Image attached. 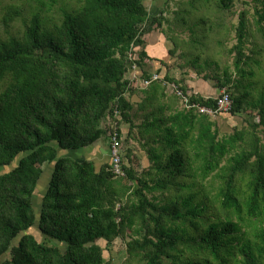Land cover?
<instances>
[{"label": "trees", "instance_id": "obj_1", "mask_svg": "<svg viewBox=\"0 0 264 264\" xmlns=\"http://www.w3.org/2000/svg\"><path fill=\"white\" fill-rule=\"evenodd\" d=\"M145 1L80 0L48 22L42 6L58 0H29L41 11L0 41V264H118L105 253L128 235L119 264H264V0H181L187 6L171 22ZM3 9L8 26L22 17L18 4ZM165 21L190 33L172 30L170 54L182 50L187 67L226 89L230 114L257 112L259 123L220 138L212 116L195 108L167 114L163 84L190 105L215 109L218 96L190 95L165 75L138 107L147 114L138 126L152 163L146 175L122 161L119 177L110 162L97 169L73 156L114 132L123 139L116 117L135 110L127 73L145 70L144 38ZM219 169L214 194L209 179Z\"/></svg>", "mask_w": 264, "mask_h": 264}, {"label": "rangeland", "instance_id": "obj_2", "mask_svg": "<svg viewBox=\"0 0 264 264\" xmlns=\"http://www.w3.org/2000/svg\"><path fill=\"white\" fill-rule=\"evenodd\" d=\"M180 1V5H178V2ZM12 3L18 4L19 6L22 7V17H20L17 21L13 22L10 26H8L4 20H3V6L10 5ZM145 5L147 7V10L150 14L152 15H162L171 22L173 20L174 12L178 10V6H187V4L181 3V0H146ZM36 4V6L31 5L29 3V0H6L4 2L0 3V41L1 40H7L10 37L18 34L19 31H22L24 29V23L30 21V19L34 16L35 12L41 11ZM80 4V0H58L54 6H45L43 5L41 15L42 17L47 20L48 22H55L58 21L61 17L60 11L62 9H69L73 8L76 9ZM180 8V7H179ZM237 8L239 10L243 9L242 4L238 2ZM250 9L251 14H253V8L254 6H249L247 7ZM250 14V15H251ZM234 22H237V16L234 18ZM170 25H168L167 21L163 24V26L160 29H155L150 33V35H146L145 38L149 41H155L156 38L160 37L162 39L166 38L167 39V51L173 52L175 49L174 42L172 41V30H175V34H183L184 32L186 33V36H190V33L187 32V30H182V29H170ZM235 37V34L232 35V38ZM233 41L229 42V46H232ZM180 54H182V50H180L176 55L170 54V59L167 65H171V68H178L181 71L188 70L189 72H193L195 75H197L196 71H194L191 67H187L184 64V61L181 60ZM184 64V65H183ZM200 77L199 75H197ZM235 78V76H234ZM213 82V81H209ZM170 84V83H168ZM221 92V90H220ZM166 94L167 97H162L161 100H167L170 96H173L167 89H166ZM141 94H138V97L135 98V102H132L135 105V110L131 112L130 114V120H123L121 116H117L116 118L118 119V122L120 121L119 129L122 132V135L124 138L122 139V159L124 161L125 166L128 168H133L134 171L139 175L143 176L146 175L147 171L149 168H151L147 153L145 149L143 148V141L140 136V132L138 129V126L143 122V120L146 118V112H142L138 110L139 103L137 99L139 100ZM132 97V96H131ZM168 108L166 109V113L170 114L175 112L178 108H182L181 103L179 100L173 101V103H170L169 105L166 104ZM153 107V106H152ZM151 106H147L148 110H153L154 107L152 108ZM145 113V114H144ZM250 112H244L241 115H232V114H225V115H217L215 117H212L215 122H216V129L219 130V137L223 138L224 136H229L235 133L236 131L244 130L248 128L250 123H259V117L257 115V112L254 113V115H250ZM110 120V119H108ZM105 126H110L111 128H117L116 127V121H107L105 122ZM263 129V127H260V130ZM260 137H263L262 133L259 134ZM98 146H100L101 151L104 155H108L109 150L107 148H111V139L109 140L106 138V140H101L98 143ZM226 161V160H225ZM111 163V161H110ZM198 162L194 161L193 167L196 166ZM148 164V165H147ZM227 162H224L222 166L226 165ZM150 166V167H149ZM47 171L50 169L46 168ZM220 171V169L214 173L211 174L210 176V181L212 182L213 186V192L216 194L217 192V185L220 184L221 179L217 177V173ZM50 172V171H49ZM49 181V180H48ZM191 181L190 178H183L182 182H187ZM47 181H44L43 184H41V187L39 188V191H44L46 189ZM127 182V181H126ZM128 185H132V183H128ZM35 205L36 207H39L41 205L40 197L39 195L36 196L35 198ZM220 215L224 217V212L220 210V212L215 213L214 215ZM35 236H37L38 241L42 242V238L40 236V233L38 231H33ZM132 239L130 235L126 236L125 238L117 239L113 245L110 246V250L105 253V258L110 260L112 259L113 262L115 263H121L125 257H126V249H127V242H129Z\"/></svg>", "mask_w": 264, "mask_h": 264}, {"label": "crops", "instance_id": "obj_3", "mask_svg": "<svg viewBox=\"0 0 264 264\" xmlns=\"http://www.w3.org/2000/svg\"><path fill=\"white\" fill-rule=\"evenodd\" d=\"M150 35V34H148ZM146 41V47L145 51L147 52L149 56V60H147V64L144 66L145 70L142 68L143 66L134 65V70L130 69V71L127 73V79L131 83V89L127 92V99L131 102H135V98L138 97V94L140 93L141 96L139 100L137 101L141 102L142 100L147 99V93L151 91L153 82L145 86L144 81L151 80L154 76H158L161 80L165 75H169L173 77L176 81H181L184 84V89H188L190 92V95L197 94L202 96L203 98H215L219 96L220 89L215 87L214 82H209L204 79L203 76L198 77L195 75L192 71L189 72L188 70L181 71L178 68H171V65H167L169 62L170 52L167 51V39L164 38H156L155 41H149L147 38H144ZM169 58V59H168ZM144 72V73H143ZM146 73V74H145ZM148 76H151V79H145ZM166 86V89L173 95L176 94L177 86L173 83L170 84H163ZM182 86V85H181ZM179 89V88H178ZM166 94V93H165ZM158 97L161 98L162 95L160 93H157ZM132 96V97H131ZM176 97V96H175ZM177 98V97H176ZM179 102L182 105V108H178L175 110L177 111H190L188 110L182 100L177 98ZM160 104L163 106H166L165 100H159ZM121 131V130H120ZM122 138L124 136L122 135ZM102 148L98 146V143L94 146L85 148L83 150L77 151V153H73V156H76L77 158L81 159H87L95 162V165L98 168H102L103 165L109 163L111 161L110 153L108 155H104L101 151ZM108 152H110V148ZM149 160V158H148ZM150 166L152 165L151 161L149 160ZM148 165V164H147ZM149 166V167H150Z\"/></svg>", "mask_w": 264, "mask_h": 264}, {"label": "built area", "instance_id": "obj_4", "mask_svg": "<svg viewBox=\"0 0 264 264\" xmlns=\"http://www.w3.org/2000/svg\"><path fill=\"white\" fill-rule=\"evenodd\" d=\"M134 65L131 67V69L134 70ZM160 78L158 76H154L151 80L144 81V85L148 86L152 83V81H157ZM176 94L182 100L184 106L188 110H192V108H195L198 112L202 114H207L212 117H215L217 115H225L230 114L233 108V102L232 99L227 92L226 89L221 90L220 95L217 98V105L215 109H210L207 107H203L199 103H194L192 105L189 104V100L185 97L183 91L179 90L177 88ZM122 140L119 138V135L117 132H114L111 135V148H110V158H111V164H112V172L119 177H125L126 172L124 171L122 167Z\"/></svg>", "mask_w": 264, "mask_h": 264}]
</instances>
